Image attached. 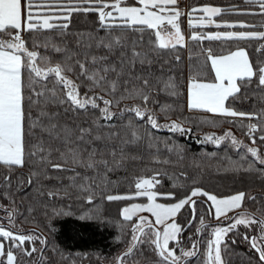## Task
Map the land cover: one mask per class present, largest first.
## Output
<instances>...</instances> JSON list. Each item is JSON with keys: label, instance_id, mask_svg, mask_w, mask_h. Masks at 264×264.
Instances as JSON below:
<instances>
[{"label": "snow or ice", "instance_id": "obj_1", "mask_svg": "<svg viewBox=\"0 0 264 264\" xmlns=\"http://www.w3.org/2000/svg\"><path fill=\"white\" fill-rule=\"evenodd\" d=\"M244 4L255 9L199 4L185 11L180 0H0V198L8 202L7 206L0 203L4 213L0 264H44L48 259L47 237L18 227L16 218L24 214L17 198L20 204L27 201L25 211L31 214L36 207H48L45 199L75 197L91 205L97 193L108 202L147 200L120 211L129 223L130 241L116 264H129V258L145 245L158 258L157 264H225V237L238 225L259 228L257 235L246 233L243 238L264 262V216L229 215L242 207L246 193L218 196L193 186L177 199V192L159 191L168 173L147 165L169 161L160 159L155 137L141 130L143 126L181 135L191 132L176 121L161 124L158 120L159 115L169 118L171 107L160 101L179 95L175 76L186 72L191 111L255 120L245 126V135L252 145L264 143V108L242 112L229 103L245 97L253 83V92L264 93V43L257 49L262 58L255 64L244 48L218 53L207 47L190 54L184 68L178 67L184 63L179 49L192 52L204 41L236 45L264 41V30H255L264 29V0H244ZM89 15L97 27L76 30L74 17ZM230 15L262 19L255 24L228 20ZM182 17L191 29L187 37ZM209 27L217 31H203ZM157 104L159 113L153 107ZM226 139L237 150L243 146L231 131L204 137L217 146ZM243 147L241 159L248 154L253 158L243 170L253 171L258 163L262 167L255 170L264 176V154L257 147ZM242 167L238 164L236 170ZM137 168L147 174L128 180L133 188L130 194L110 193L121 183V174L127 179ZM198 197L204 198L199 203L220 224L203 241L197 228V238L188 237L191 246L185 249L181 236L196 219ZM158 199L176 202L165 204ZM247 199L255 202L257 197L247 195ZM185 206L192 219L181 225L175 218ZM51 215L64 213L54 210ZM82 218L103 219L99 215ZM199 223L204 225L203 217Z\"/></svg>", "mask_w": 264, "mask_h": 264}, {"label": "trees", "instance_id": "obj_2", "mask_svg": "<svg viewBox=\"0 0 264 264\" xmlns=\"http://www.w3.org/2000/svg\"><path fill=\"white\" fill-rule=\"evenodd\" d=\"M131 2L132 0H129V3ZM199 4L220 6L235 4L241 8L252 7L255 9L254 5H245L244 0H183V5L187 9L192 5ZM226 18L228 20H244L255 24H259L262 19L259 16L234 15ZM73 25L78 31H89L97 27L91 15L83 18L74 17ZM223 30L220 29V31ZM255 30L264 29L258 27ZM203 31L214 32L217 29L209 27L203 29ZM100 35H103V32ZM262 43L264 41L259 40L241 42L239 45L232 42L204 41L192 52L188 49H179L178 54L184 63L178 67L184 68L190 54L195 55L200 48L207 47L213 48L218 53L224 50H234L237 46L244 48L250 60L255 64L262 58L261 53L257 51ZM171 55H175V53ZM169 58L168 56L164 57V59ZM175 78L180 85L179 95H169L162 98L160 103L170 106L172 110L168 113L169 118L166 119L163 115H159L158 120L161 124L176 121L183 128L191 129V132L181 135L166 129L150 130L144 128L142 122H137L142 126V131L147 130L151 136L155 137L160 150V159L169 161L166 165H153L151 163L147 165L149 169L159 167L168 173V176L162 179L158 190L161 192H177V199L182 198L184 191L193 186L201 187L205 191L212 192L218 196L231 195L243 191L246 193V199L242 207L235 211L232 216L244 212L253 213L257 217L264 216V199H262L264 197V176L255 170L260 169L262 166L255 163L253 165L254 170L246 172L243 168L247 167L248 162H251L253 158L251 154H248L244 160L241 159V157H245V148L243 146L257 147L260 149L261 154H264V143L257 141L256 145H252L249 137L245 135L247 130L245 126L249 123H256V121H248L239 117L225 118L202 111H191L187 107L186 72H180ZM252 89H255L254 83L245 97L234 102L230 100L231 106L235 110L242 112H258L264 108V93L258 90L253 92ZM153 107L154 111L159 113L160 105L157 104ZM114 110L119 111V109ZM121 123H126V120L121 121ZM228 131H231L233 136L242 142L243 146L239 147V150L232 145L230 139L222 141L219 146L212 142L204 141V137L207 135L223 136ZM169 149H173V151H169ZM238 164L243 165V167L236 170ZM182 172L186 175L180 176L179 174ZM141 174H147L143 168H137L131 172L127 179L121 174V183L109 189L110 193L130 194L133 188L128 180ZM112 178L116 179L115 176ZM247 195L256 196L257 200L252 202L247 199ZM195 199H197L196 219L193 221L192 227L181 236L182 246L185 249L191 246V241L188 237L197 238V228L201 229L199 239L203 241L209 237L211 229L220 224V221H216L199 203L204 198L198 197ZM138 201L144 202L146 199L141 197L132 201L108 202L101 199V193H97L96 199L91 205L75 197L56 198L51 201L45 199V203L48 205L47 208L36 207L31 214H28L25 211L27 201L24 204H20L19 198H17L19 211L24 215L18 216L16 223L26 233L35 231L47 237L49 243L45 255L48 259L44 264H116V257L127 249L130 241V226L128 222L123 221L120 211L125 207V204ZM158 201L165 204L176 202L166 199H158ZM0 203L7 206L8 202L0 198ZM54 210L62 211L64 215H51ZM97 215L103 219L82 218ZM3 216L4 213L0 211V217ZM201 217L204 219L203 226L199 223ZM133 219L135 220V218ZM175 219L177 223L184 225L192 219V213L185 206ZM104 221H107V223ZM246 233L249 236L257 235L259 228L256 226L246 228L244 225H238L236 231L229 232L228 236L225 237L227 251L222 252L225 264H264V262L259 260L258 254L251 248L249 242L243 238ZM170 246L172 245L170 244ZM37 247H40V245L37 244ZM201 251H204L203 244H201ZM194 259L192 258V260ZM157 262L158 258L154 255L151 248L146 245L141 247L139 253L129 258V264H157ZM189 264H192V261ZM195 264H201V262L196 261Z\"/></svg>", "mask_w": 264, "mask_h": 264}, {"label": "rangeland", "instance_id": "obj_3", "mask_svg": "<svg viewBox=\"0 0 264 264\" xmlns=\"http://www.w3.org/2000/svg\"><path fill=\"white\" fill-rule=\"evenodd\" d=\"M180 6H181V8H183L185 11H187L188 9L186 8V6L185 5H183V0H180ZM182 29L183 28H186V30L188 31V33L191 31V29H189L188 28V26H187V20H186V18H183L182 17ZM146 199V198H145ZM157 202H159V203H163V202H160V201H157ZM133 203H147V200L146 201H142V202H133ZM130 204H132V203H130ZM130 204H125L124 206L126 207V206H129ZM239 209V208H238ZM238 209H236L235 211H237ZM234 211V212H235ZM234 212H231V213H229V215L230 216H232V214L234 213ZM142 215H146V216H148L149 217V219H153V217H151L150 216V214H148V213H142ZM135 218V217H134ZM217 221V220H216Z\"/></svg>", "mask_w": 264, "mask_h": 264}, {"label": "crops", "instance_id": "obj_4", "mask_svg": "<svg viewBox=\"0 0 264 264\" xmlns=\"http://www.w3.org/2000/svg\"><path fill=\"white\" fill-rule=\"evenodd\" d=\"M183 30H184V33H185V36L187 37L188 36V31L186 30V28H183ZM215 32V31H214ZM249 56V55H248ZM250 58V57H249ZM202 112H204V111H202ZM206 113H208V112H206ZM208 114H211V115H215V116H221V115H218V114H212V113H208Z\"/></svg>", "mask_w": 264, "mask_h": 264}]
</instances>
